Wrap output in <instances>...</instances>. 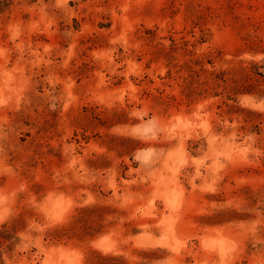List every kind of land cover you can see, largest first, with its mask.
Segmentation results:
<instances>
[{
    "label": "rangeland",
    "instance_id": "rangeland-1",
    "mask_svg": "<svg viewBox=\"0 0 264 264\" xmlns=\"http://www.w3.org/2000/svg\"><path fill=\"white\" fill-rule=\"evenodd\" d=\"M0 264H264V0H0Z\"/></svg>",
    "mask_w": 264,
    "mask_h": 264
},
{
    "label": "trees",
    "instance_id": "trees-1",
    "mask_svg": "<svg viewBox=\"0 0 264 264\" xmlns=\"http://www.w3.org/2000/svg\"><path fill=\"white\" fill-rule=\"evenodd\" d=\"M8 234H10L9 230H7V226L4 225L3 228L0 230V242L1 240H8Z\"/></svg>",
    "mask_w": 264,
    "mask_h": 264
}]
</instances>
